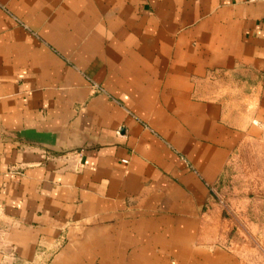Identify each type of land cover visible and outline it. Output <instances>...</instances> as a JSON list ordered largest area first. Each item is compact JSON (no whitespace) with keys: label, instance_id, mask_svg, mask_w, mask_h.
<instances>
[{"label":"crops","instance_id":"0c3cea01","mask_svg":"<svg viewBox=\"0 0 264 264\" xmlns=\"http://www.w3.org/2000/svg\"><path fill=\"white\" fill-rule=\"evenodd\" d=\"M259 143L264 0H0V260L242 264L217 190Z\"/></svg>","mask_w":264,"mask_h":264},{"label":"rangeland","instance_id":"374dc122","mask_svg":"<svg viewBox=\"0 0 264 264\" xmlns=\"http://www.w3.org/2000/svg\"><path fill=\"white\" fill-rule=\"evenodd\" d=\"M221 243L242 264H264V143L235 155L217 190ZM0 264H11L1 259Z\"/></svg>","mask_w":264,"mask_h":264},{"label":"built area","instance_id":"2783aa9c","mask_svg":"<svg viewBox=\"0 0 264 264\" xmlns=\"http://www.w3.org/2000/svg\"><path fill=\"white\" fill-rule=\"evenodd\" d=\"M125 161V160H124Z\"/></svg>","mask_w":264,"mask_h":264}]
</instances>
